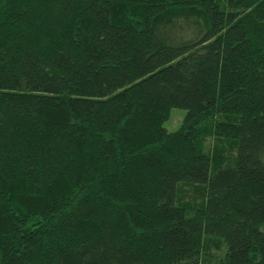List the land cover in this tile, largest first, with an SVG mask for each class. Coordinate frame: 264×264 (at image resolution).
I'll return each instance as SVG.
<instances>
[{
	"label": "trees",
	"instance_id": "trees-1",
	"mask_svg": "<svg viewBox=\"0 0 264 264\" xmlns=\"http://www.w3.org/2000/svg\"><path fill=\"white\" fill-rule=\"evenodd\" d=\"M263 159L264 0H0V264H264Z\"/></svg>",
	"mask_w": 264,
	"mask_h": 264
},
{
	"label": "rangeland",
	"instance_id": "rangeland-1",
	"mask_svg": "<svg viewBox=\"0 0 264 264\" xmlns=\"http://www.w3.org/2000/svg\"><path fill=\"white\" fill-rule=\"evenodd\" d=\"M174 21H175L176 27H178V28H180L181 24H183V18L181 20H178L175 18ZM164 26H165V24H164ZM185 113H186V111L183 109L173 108L169 113L168 119L164 123V127L168 131H174V130L178 129L181 126V124L185 118Z\"/></svg>",
	"mask_w": 264,
	"mask_h": 264
}]
</instances>
